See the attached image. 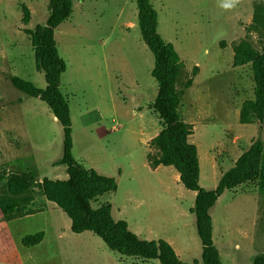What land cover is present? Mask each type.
<instances>
[{
	"label": "rangeland",
	"instance_id": "obj_1",
	"mask_svg": "<svg viewBox=\"0 0 264 264\" xmlns=\"http://www.w3.org/2000/svg\"><path fill=\"white\" fill-rule=\"evenodd\" d=\"M150 1L158 33L173 45L192 80L200 70L192 90L182 94L179 113L181 108V119L192 125L188 141L198 147L199 185L214 187L252 141L264 138V117L239 122L242 102L254 98L251 63L232 65L236 41L246 38L256 49L264 47L263 31L245 30L253 5L264 0H239L230 10L220 0ZM73 3L71 15L54 29L66 64L59 87L69 106L72 154L117 182L114 192L90 204L109 202L113 217L140 238L163 239L181 261L201 264L190 211L193 191L172 166L155 170L147 158L158 155L150 140L162 125L151 108L154 59L139 32L136 0ZM23 5L30 12L26 24ZM47 5L48 0H0V264H160L120 255L91 231L72 232L68 216L45 199L42 179L66 178L65 166L58 164L62 127L46 103L15 88L11 76L45 87L28 30L45 22ZM15 175L31 180L17 194L7 188ZM211 218L222 264H251L264 254V189L258 179L225 190ZM39 231V243L23 244L26 235Z\"/></svg>",
	"mask_w": 264,
	"mask_h": 264
},
{
	"label": "trees",
	"instance_id": "obj_2",
	"mask_svg": "<svg viewBox=\"0 0 264 264\" xmlns=\"http://www.w3.org/2000/svg\"><path fill=\"white\" fill-rule=\"evenodd\" d=\"M137 24L142 40L153 54L151 75L157 83V92L151 108L158 114L162 128L150 140L158 150L156 157H148L149 166H172L179 174L182 185L195 192L190 211L194 215L195 231L201 242V264H222L212 237L211 209L225 190L258 179L264 189V138H257L241 153L234 165L226 170L216 185L204 188L199 185V161L195 144L188 141L192 125L183 121L179 106L184 90L192 85L183 61L170 42L157 31V12L150 0H136ZM72 13V0H48L47 16L43 24L28 30L34 49L35 67L43 72L45 87L38 88L32 82L11 76L12 85L26 96L37 97L49 107L62 127L61 156L58 164L65 166L66 178L41 181L45 198L56 204L70 219L72 232L91 231L112 251L123 256L155 259L160 264H192L181 261L173 247L165 240H146L131 231L123 219H115L112 205L102 203L93 208L90 201L107 192H114L117 182L113 177L86 168L72 154V128L67 99L62 94L59 81L65 71V61L60 57L54 40V29ZM30 12L22 6V22L28 23ZM264 32V4L253 5L251 22L245 27ZM232 65L251 63L253 75V99H246L239 109V122L250 123L264 117V47L256 49L249 40L242 38L232 45ZM196 66L192 75L196 74ZM179 85V86H178ZM31 180L24 175L11 176L7 180L10 193H20ZM43 232L29 234L23 244L32 246L40 242ZM197 264V263H194ZM251 264H264V254H257Z\"/></svg>",
	"mask_w": 264,
	"mask_h": 264
},
{
	"label": "crops",
	"instance_id": "obj_3",
	"mask_svg": "<svg viewBox=\"0 0 264 264\" xmlns=\"http://www.w3.org/2000/svg\"><path fill=\"white\" fill-rule=\"evenodd\" d=\"M73 0H72V7H73ZM199 71L200 70H198V73L195 75V77H194V79H193V84L188 88V89H186V91H185V93L183 94V96L186 94V92L187 91H191L192 90V88L194 87V85H195V79H196V76H198V74H199ZM183 100H181V102H180V106L182 107V102ZM180 114H181V117H183V120H185V117L184 116H186L185 114L186 113H183L182 112V109L180 108ZM186 122V121H185ZM196 146V145H195ZM197 148V150H198V147H196ZM198 158H199V156H198ZM161 167V165H159V166H157L156 168H155V170L156 169H158V168H160ZM87 168H89V167H87ZM154 169H152V170H150V171H152V172H154L155 171ZM220 176V175H219ZM219 176L217 177V181H218V178H219ZM217 183V182H216ZM216 185V184H215ZM214 185V186H215ZM234 189V188H233ZM193 193H194V197H195V192L193 191ZM46 199V198H45ZM45 199L44 200H42V203L45 201ZM47 200V199H46ZM31 201H29V203H30ZM212 228H213V226H212ZM213 230V229H212Z\"/></svg>",
	"mask_w": 264,
	"mask_h": 264
},
{
	"label": "clouds",
	"instance_id": "obj_4",
	"mask_svg": "<svg viewBox=\"0 0 264 264\" xmlns=\"http://www.w3.org/2000/svg\"><path fill=\"white\" fill-rule=\"evenodd\" d=\"M239 3V0H220V7L224 8L225 10H230Z\"/></svg>",
	"mask_w": 264,
	"mask_h": 264
},
{
	"label": "water",
	"instance_id": "obj_5",
	"mask_svg": "<svg viewBox=\"0 0 264 264\" xmlns=\"http://www.w3.org/2000/svg\"><path fill=\"white\" fill-rule=\"evenodd\" d=\"M56 118V117H55Z\"/></svg>",
	"mask_w": 264,
	"mask_h": 264
}]
</instances>
